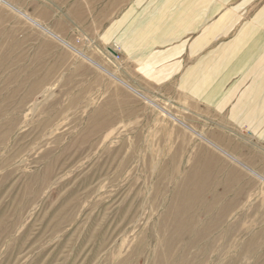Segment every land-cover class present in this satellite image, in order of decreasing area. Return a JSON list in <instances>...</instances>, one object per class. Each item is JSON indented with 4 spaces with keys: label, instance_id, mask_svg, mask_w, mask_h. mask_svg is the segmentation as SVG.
<instances>
[{
    "label": "rangeland",
    "instance_id": "rangeland-1",
    "mask_svg": "<svg viewBox=\"0 0 264 264\" xmlns=\"http://www.w3.org/2000/svg\"><path fill=\"white\" fill-rule=\"evenodd\" d=\"M39 1L0 0V264H264V181L96 41L39 51Z\"/></svg>",
    "mask_w": 264,
    "mask_h": 264
},
{
    "label": "crops",
    "instance_id": "crops-1",
    "mask_svg": "<svg viewBox=\"0 0 264 264\" xmlns=\"http://www.w3.org/2000/svg\"><path fill=\"white\" fill-rule=\"evenodd\" d=\"M31 17L47 38L39 51H77L75 32L111 49L129 83L170 89L202 111L193 112L207 128L201 153L216 171L227 160L264 179V0H44Z\"/></svg>",
    "mask_w": 264,
    "mask_h": 264
},
{
    "label": "bare ground",
    "instance_id": "bare-ground-1",
    "mask_svg": "<svg viewBox=\"0 0 264 264\" xmlns=\"http://www.w3.org/2000/svg\"><path fill=\"white\" fill-rule=\"evenodd\" d=\"M80 55V54H79ZM80 56H82V55H80ZM83 57V56H82ZM85 59H87V58H85ZM89 61V60H88ZM90 62H91V60H90ZM91 64H94V66H96L97 68H99V69H101V67L100 66H98L97 64H95L93 61L91 62ZM104 71V73H107L105 70H103ZM109 76H111L112 78H114L113 77V75L112 74H109V73H107ZM115 79V78H114ZM9 81V80H8ZM37 82V81H36ZM22 87V86H21ZM20 88V87H19ZM17 89V88H16ZM15 90V89H14ZM16 91V90H15ZM28 91V90H27ZM12 92V91H11ZM135 92V91H134ZM16 93V92H15ZM23 97V96H22ZM19 99V98H18ZM145 99V98H144ZM26 101V100H25ZM1 102H2V99H1ZM12 103V102H11ZM10 103V104H11ZM150 103V105L151 106H153V107H155L156 109H157V106L153 103V102H149ZM23 104V103H22ZM72 106V105H71ZM3 107V106H2ZM17 107V106H16ZM8 108V107H7ZM3 109H5V108H3ZM158 110V109H157ZM19 111V110H18ZM159 111H161L167 118H169L171 121H173V122H176V123H178V121H177V119L173 116V115H171L169 112H167V111H165V110H163V109H161L160 108V110ZM10 116V115H9ZM109 116V115H108ZM106 118V117H105ZM109 118V117H108ZM104 119V118H103ZM115 119V118H114ZM10 120V119H9ZM16 120V119H15ZM18 121V120H17ZM105 121V120H104ZM110 121H114L113 119L112 120H109V123H110ZM108 123V124H109ZM111 123H113V122H111ZM2 124V123H1ZM105 124V123H104ZM7 126H9V125H7ZM97 127V126H96ZM98 127H99V125H98ZM183 127H185V128H187L186 126H183ZM6 128V127H5ZM101 127H99L96 131H98V130H101L100 129ZM188 130H190L191 131V129H189V128H187ZM7 130H9V129H7ZM193 132V131H192ZM196 134V133H195ZM96 136V135H95ZM198 136L199 137H201L202 138V136L200 135V134H198ZM83 138H86V137H83ZM83 138H81V140H83ZM98 138V137H97ZM96 141V140H95ZM72 143V142H71ZM81 143H83V141L81 142ZM80 143V144H81ZM91 144V143H90ZM88 145V144H87ZM76 148V147H75ZM86 148V147H85ZM90 149V148H89ZM75 150V149H74ZM85 151V150H84ZM119 152V151H118ZM60 153V152H59ZM16 155V154H15ZM59 155V154H58ZM18 156V155H17ZM206 156V155H205ZM116 157V156H115ZM54 159H56V158H54ZM53 159V160H54ZM229 159H231V158H229ZM60 162V161H59ZM61 164V163H60ZM54 165V164H53ZM57 167V166H56ZM61 169V168H60ZM248 171V170H247ZM260 180H262V181H264L263 179H260ZM214 221V220H213Z\"/></svg>",
    "mask_w": 264,
    "mask_h": 264
},
{
    "label": "water",
    "instance_id": "water-1",
    "mask_svg": "<svg viewBox=\"0 0 264 264\" xmlns=\"http://www.w3.org/2000/svg\"><path fill=\"white\" fill-rule=\"evenodd\" d=\"M108 51L114 56L116 57V54L111 50V49H108ZM136 93V92H135Z\"/></svg>",
    "mask_w": 264,
    "mask_h": 264
}]
</instances>
